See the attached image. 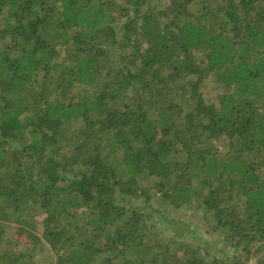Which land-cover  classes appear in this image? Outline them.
Returning <instances> with one entry per match:
<instances>
[{
    "label": "trees",
    "instance_id": "trees-1",
    "mask_svg": "<svg viewBox=\"0 0 264 264\" xmlns=\"http://www.w3.org/2000/svg\"><path fill=\"white\" fill-rule=\"evenodd\" d=\"M1 245L0 264H264V0H0Z\"/></svg>",
    "mask_w": 264,
    "mask_h": 264
},
{
    "label": "rangeland",
    "instance_id": "rangeland-1",
    "mask_svg": "<svg viewBox=\"0 0 264 264\" xmlns=\"http://www.w3.org/2000/svg\"><path fill=\"white\" fill-rule=\"evenodd\" d=\"M83 93L90 92L89 90L84 89V87H79ZM204 98L207 103L217 104L219 97L223 94L222 89H220L219 85L216 84L214 77H207L204 80L203 87L201 89ZM215 148L219 151V155H223L227 151V142L225 139H221L217 143H215ZM171 209L170 210V218L175 219L177 221H181L186 224L188 227V233L191 231H195L196 238L190 236L187 238L188 241L192 243V245H204L208 243L212 247V254L217 255L218 257H232L233 251L230 248L224 247V243L222 242V238L218 231H212L209 233V230L206 232L202 225L206 227L209 225L210 218H204L202 213L197 209L195 211L188 210H174L173 208H167L166 204L162 205V209ZM36 209V208H35ZM200 210V209H199ZM82 224V222H81ZM35 225L37 229L41 230L43 226V214L37 213L35 216ZM4 239L6 240V244L9 245L12 249L24 251V252H32L33 248L29 244L28 239L24 234H19L13 224L4 225ZM203 232V233H200ZM17 243V245H16ZM210 247V246H209ZM4 245L0 246V252L3 251ZM37 256V255H36ZM40 259L41 264H50L53 262L50 257V253L47 252V249L42 250V254L37 256ZM262 257L259 254H253L252 258L244 264H255L257 259Z\"/></svg>",
    "mask_w": 264,
    "mask_h": 264
}]
</instances>
